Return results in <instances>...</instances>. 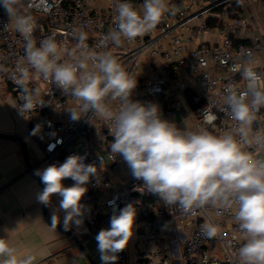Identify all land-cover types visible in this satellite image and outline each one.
I'll use <instances>...</instances> for the list:
<instances>
[{
	"label": "built area",
	"instance_id": "1",
	"mask_svg": "<svg viewBox=\"0 0 264 264\" xmlns=\"http://www.w3.org/2000/svg\"><path fill=\"white\" fill-rule=\"evenodd\" d=\"M120 0H25V10L31 9L38 29L37 41L55 35L68 49L75 46L73 30L88 34L90 48L98 52L111 51L127 71L137 76L132 99L161 106L163 118L176 125L191 122L192 131L207 130L215 135L232 133L237 140L239 122L232 119L225 102L231 88L238 94L247 91L242 77L244 68L252 67L264 76V38L251 18L247 6L250 0H169L170 7L179 10L167 16L155 30L121 46L101 47L103 37L114 27L113 17ZM264 11V0H259ZM141 8L143 0H132ZM239 5L240 8L236 6ZM0 6V66L14 71L24 56L22 37L9 24ZM251 55H244L246 52ZM68 57L66 56L65 59ZM16 97V117L31 130L41 124L43 151L47 159L69 155L86 156L85 163L105 157L98 176L90 178L81 203L85 205V234L96 237L108 228L113 209L133 203L135 221L136 264H239L238 250L245 242L233 219V212L206 206L195 215H183L176 207H167L158 197L145 191L143 182L133 178L131 170L119 155L108 159L112 137L108 122L91 112L79 121H72L66 111L75 101L70 95L48 81L33 80L30 88H38L47 106L37 107L21 116L18 86L4 72ZM251 96L247 97L250 102ZM114 112L119 100H107ZM50 122V126H49ZM99 129V134H98ZM252 132L264 133V107L259 109ZM57 141H61L57 143ZM243 142V141H242ZM51 147V150L49 148ZM244 150L264 160V141L244 144ZM48 155V156H47ZM114 175V176H113ZM64 185L73 181L65 179ZM219 225L216 238L201 234L205 221ZM129 245L120 253L116 264H129Z\"/></svg>",
	"mask_w": 264,
	"mask_h": 264
},
{
	"label": "clouds",
	"instance_id": "2",
	"mask_svg": "<svg viewBox=\"0 0 264 264\" xmlns=\"http://www.w3.org/2000/svg\"><path fill=\"white\" fill-rule=\"evenodd\" d=\"M0 6L9 18L4 28L11 24L24 42V56L15 70L0 66V71L7 72L18 86L22 103L17 108L21 116L28 118L37 107L47 106L40 90L29 84L33 80L53 83L75 101L66 109L72 121L91 112L108 122L113 139L107 158L121 156L133 178L143 182L145 191L185 216L195 215L206 206L231 210L245 241L238 250L239 264H264V160L244 150L245 143L264 141V133L252 132L256 114L264 107V76L252 67L244 68L242 77L247 91L238 94L231 88L226 90L225 102L232 119L239 122L236 131L241 140L232 133L215 135L207 130L181 129L163 118L159 104L132 99L137 76L127 71L111 51L90 48L85 31L73 30L76 43L71 49L57 41L55 35L38 42L34 35L38 23L31 9L25 10V0H0ZM178 10L169 6V0H143L139 9L132 0H120L113 17L114 27L103 37L101 47L107 48L109 42L119 47L125 41L143 37ZM244 55L250 56L251 52ZM109 99L121 102L118 112L107 103ZM41 128V124L35 125L31 135H39ZM86 159L69 155L63 163L34 173L44 184L37 194L38 202L48 206L53 195L60 197L59 211L64 213L66 231L83 227L86 206L81 200L88 191L86 185L90 178L98 176L97 163L100 169L105 166L102 155L97 156L96 163L87 164ZM69 178L73 184L65 186L63 181ZM136 215L133 203L113 209L109 227L95 237L101 264H116L118 253L134 234ZM50 219L55 229L60 223L57 210L52 211ZM200 231L205 238L213 239L220 228L209 220ZM0 264H36V256L30 252L22 254L10 238H0Z\"/></svg>",
	"mask_w": 264,
	"mask_h": 264
},
{
	"label": "crops",
	"instance_id": "3",
	"mask_svg": "<svg viewBox=\"0 0 264 264\" xmlns=\"http://www.w3.org/2000/svg\"><path fill=\"white\" fill-rule=\"evenodd\" d=\"M255 1L250 0L247 8L264 38V11L260 2L255 7ZM3 75L4 72L0 71V131L21 135L33 161H41L39 169L59 164L54 159H47L41 138L31 135L32 130L17 119L16 97ZM177 127L192 129L191 124L182 119ZM27 169L20 144L0 137V238H10L22 254L30 252L35 255L36 264H101L95 237L83 232L86 226L84 217L83 227L71 230L83 240L87 254L74 245V240L66 232L59 227H51V222L44 215L43 204L37 200L43 186ZM59 201L60 197L53 195L48 209L51 213L57 210L63 223L64 213L59 211ZM135 234L134 231L128 243L133 251L129 264H136Z\"/></svg>",
	"mask_w": 264,
	"mask_h": 264
},
{
	"label": "water",
	"instance_id": "4",
	"mask_svg": "<svg viewBox=\"0 0 264 264\" xmlns=\"http://www.w3.org/2000/svg\"><path fill=\"white\" fill-rule=\"evenodd\" d=\"M0 137L13 139L20 144L21 149H22V153H23V157H24V161H25L26 166L28 168L27 170H30L33 173L34 177L41 183L39 176L34 174L35 170L39 169V166L41 165V161H33L31 154L29 152V149L26 145L25 139L21 135L4 133L1 131H0ZM42 186L44 188V184H42ZM43 209H44V215L51 222V219H50L51 212L49 211L48 206H45L43 204ZM57 227L62 229L64 232H66L74 240V245L79 246L87 254V251L83 246V240L73 230H67L66 231L63 227V223H61V222L57 225Z\"/></svg>",
	"mask_w": 264,
	"mask_h": 264
},
{
	"label": "rangeland",
	"instance_id": "5",
	"mask_svg": "<svg viewBox=\"0 0 264 264\" xmlns=\"http://www.w3.org/2000/svg\"><path fill=\"white\" fill-rule=\"evenodd\" d=\"M255 2H256V6H255V7H257V6H259V5H260V3H259V0H256ZM263 57H264V55H263ZM184 122H187V123L191 124L189 120H187V121H184Z\"/></svg>",
	"mask_w": 264,
	"mask_h": 264
},
{
	"label": "trees",
	"instance_id": "6",
	"mask_svg": "<svg viewBox=\"0 0 264 264\" xmlns=\"http://www.w3.org/2000/svg\"><path fill=\"white\" fill-rule=\"evenodd\" d=\"M236 7H237V8H240L239 5H237ZM54 160L57 161L58 163H60V159H59V158H56V159H54Z\"/></svg>",
	"mask_w": 264,
	"mask_h": 264
}]
</instances>
